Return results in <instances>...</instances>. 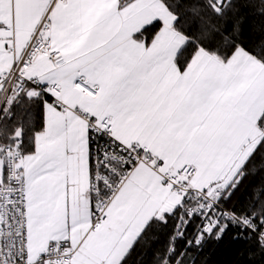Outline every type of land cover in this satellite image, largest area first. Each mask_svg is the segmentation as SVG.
<instances>
[{"label":"snow or ice","instance_id":"6c2138e0","mask_svg":"<svg viewBox=\"0 0 264 264\" xmlns=\"http://www.w3.org/2000/svg\"><path fill=\"white\" fill-rule=\"evenodd\" d=\"M154 132L195 147L155 161L167 194L138 205L133 176L153 157L121 137ZM81 164L88 232L33 257L29 179L39 200ZM92 233L107 242L93 264L138 247L137 264H210L230 234L233 264H264V0H0V264H68Z\"/></svg>","mask_w":264,"mask_h":264},{"label":"crops","instance_id":"0c3cea01","mask_svg":"<svg viewBox=\"0 0 264 264\" xmlns=\"http://www.w3.org/2000/svg\"><path fill=\"white\" fill-rule=\"evenodd\" d=\"M128 29L134 31L139 26L141 17L136 10L126 14ZM7 20L8 17L6 16ZM28 29L21 26L16 34L14 48L18 51L27 40ZM129 39H131L129 35ZM125 143H131L139 139L141 145L145 146L159 159H164L165 167L177 165L176 157L180 153L187 155L195 146L182 142H173L168 138L167 133L154 132L140 135L129 133L121 137ZM160 171L163 169L159 168ZM160 173L153 167L141 165L133 176L135 188L132 190L133 201L138 205L143 202L145 193L152 194V200L161 197V193L167 194V189L160 187ZM68 187L65 190V176L50 181H43L46 190L41 193L40 199L34 198L35 182L29 179L28 194L29 200L27 209V230L29 232V248L33 257L43 250L49 240L63 239L68 237L73 247L84 238L88 232L89 223L86 216L87 210V188L88 177L86 167L81 164L78 168L73 166L67 176ZM67 198V206H66ZM106 240L99 238L96 233L90 234L84 245L74 256L71 264H93L95 259L102 254L106 247Z\"/></svg>","mask_w":264,"mask_h":264},{"label":"trees","instance_id":"16d2710c","mask_svg":"<svg viewBox=\"0 0 264 264\" xmlns=\"http://www.w3.org/2000/svg\"><path fill=\"white\" fill-rule=\"evenodd\" d=\"M242 248V244L232 242L230 234L220 246L210 249L205 254V258L209 260L210 264H233L234 259ZM142 251V248H136L129 257L128 264H137V259L140 257ZM256 259L259 260V257L257 256Z\"/></svg>","mask_w":264,"mask_h":264},{"label":"built area","instance_id":"2783aa9c","mask_svg":"<svg viewBox=\"0 0 264 264\" xmlns=\"http://www.w3.org/2000/svg\"><path fill=\"white\" fill-rule=\"evenodd\" d=\"M146 148V147H145ZM146 150H148L147 148H146ZM151 155H152V157H153V159H151V160H149V159H146V158H141V164H140V166L141 165H147V166H150V167H153L157 172H159L160 173V176H161V178H162V175H161V173L163 172V171H160L159 170V168H155V161L157 160V159H159L157 156H155L154 155V153L152 154L151 153ZM19 218H20V223H21V225H23L24 227H26L27 228V212H25V213H22V214H19ZM15 228H16V226L14 225V229L13 230H15ZM73 260H74V257H73ZM73 262V261H72ZM72 262H68V264H71Z\"/></svg>","mask_w":264,"mask_h":264}]
</instances>
